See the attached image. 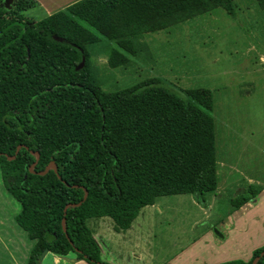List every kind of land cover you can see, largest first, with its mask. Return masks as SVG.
I'll return each mask as SVG.
<instances>
[{"label":"trees","instance_id":"16d2710c","mask_svg":"<svg viewBox=\"0 0 264 264\" xmlns=\"http://www.w3.org/2000/svg\"><path fill=\"white\" fill-rule=\"evenodd\" d=\"M15 4L0 7V172L34 240L27 264L47 252L108 264L89 219L110 217L124 231L161 196L191 194L205 206L218 184L212 91L158 78L105 91L89 62L102 54L109 67L131 64L149 53L146 33L215 8L234 15L237 0H78L39 20ZM259 190L249 185L231 206ZM263 251L219 264H251Z\"/></svg>","mask_w":264,"mask_h":264},{"label":"rangeland","instance_id":"374dc122","mask_svg":"<svg viewBox=\"0 0 264 264\" xmlns=\"http://www.w3.org/2000/svg\"><path fill=\"white\" fill-rule=\"evenodd\" d=\"M14 4L15 0L0 1V7L7 10L15 8ZM43 4H48V1L22 0L15 5L24 7L22 15L39 20L44 17ZM145 40L149 53L141 58L130 57L131 64L109 67L105 55L90 58L89 63L97 68L103 81L101 88L105 91L130 88L158 78L179 90L198 87L210 89L213 93L219 171V190L215 192L217 208L224 213L230 200L251 184L259 187L257 201L264 203V9L257 5L256 0H237L234 15L223 8H215L168 29L146 33ZM8 195L14 205H20ZM192 197L191 194H177L157 198L162 212L156 213V217H176V210L169 206L176 207L179 202L191 201ZM177 212L187 214V207ZM142 213L139 218L145 217L146 214ZM106 219L112 223L110 218ZM96 221H87L92 231L96 230ZM98 226L97 233L93 234L102 258L101 254L106 255L105 244L113 230L111 224L109 227L106 222H100ZM167 228L162 224L156 227V231L163 230L165 236ZM99 230H103L102 235ZM252 230L254 242L264 239V226ZM195 233L192 232L191 236ZM163 234L157 232L156 238H153L154 247L157 246L161 252L167 250L159 247L160 242L163 246V242L169 243V238L165 239ZM121 245L126 249L130 243L124 239ZM110 253L116 257L119 255L116 248ZM198 253L186 248L181 255L189 257ZM239 256H242L241 253ZM250 258L243 256L237 259ZM122 261L126 259L122 258Z\"/></svg>","mask_w":264,"mask_h":264},{"label":"crops","instance_id":"0c3cea01","mask_svg":"<svg viewBox=\"0 0 264 264\" xmlns=\"http://www.w3.org/2000/svg\"><path fill=\"white\" fill-rule=\"evenodd\" d=\"M47 1L48 4H43L44 17L64 9L78 0ZM218 173L217 169V175ZM218 187L217 184L216 190H219ZM216 190L212 192L205 206L196 202L193 197L186 203L179 202L176 207L169 206L176 210L174 214L177 216L164 219L156 217V213L161 214L162 209L155 200L153 204L143 207L142 211L140 210V212H144L142 214H146L145 217L139 218V212L131 226L124 231L115 230L114 222L110 217L96 219L98 221H96L97 227L94 226L96 228L93 231L94 234L97 233L100 222H106L109 227L111 224L113 230L109 234L110 236L108 235V243L105 244L106 255L101 254L102 261L108 264H219L243 256H247L248 259L253 250L264 245V239L254 242L252 235V228L264 226V203L258 202L256 196L238 209H233L229 202L228 208L223 213L217 208ZM8 194L10 193L3 185L0 172V264H27L34 240H31L15 221V215L20 211L21 206L14 205ZM183 205L187 207V214L177 212L185 209L182 207ZM106 218H110L112 223ZM162 224L169 227L165 231V236L163 230L156 231V227ZM175 230L176 235L174 236ZM195 231L196 233L191 236V233ZM99 232L101 235L103 234V230H99ZM157 232L163 234L165 239L169 238V241L167 240L169 243L163 242L165 244L163 246L160 242L159 246L167 251L161 252L157 246L154 247L153 238H156ZM124 239L130 243L126 249L121 245ZM186 239L188 241L185 242ZM114 248L119 253L118 257L110 253V250H114ZM186 248L191 251H199V253L184 257L181 253ZM175 249L177 252H172ZM239 253L242 256H239ZM122 258L126 261L123 262ZM41 264L89 263L84 259L77 258L72 252L66 255L47 252L43 256Z\"/></svg>","mask_w":264,"mask_h":264},{"label":"water","instance_id":"95a60500","mask_svg":"<svg viewBox=\"0 0 264 264\" xmlns=\"http://www.w3.org/2000/svg\"><path fill=\"white\" fill-rule=\"evenodd\" d=\"M83 64H84V58H82V61L79 63L78 68H81V67L83 66ZM19 148H20V146L17 147L16 152L19 150ZM37 158H38V154H37ZM49 168H54V165H53V164H49V165L46 167L45 172H46ZM86 195H87V192L85 193L84 198L86 197ZM78 204H80V203H78ZM262 254H264V251L261 253V255H262ZM261 255L257 256V257L252 261L251 264H255L256 261L259 259V257H260Z\"/></svg>","mask_w":264,"mask_h":264}]
</instances>
